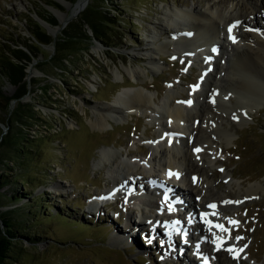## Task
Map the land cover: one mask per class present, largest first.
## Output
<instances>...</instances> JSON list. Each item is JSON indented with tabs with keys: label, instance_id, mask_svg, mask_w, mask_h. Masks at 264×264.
Returning <instances> with one entry per match:
<instances>
[{
	"label": "rangeland",
	"instance_id": "rangeland-1",
	"mask_svg": "<svg viewBox=\"0 0 264 264\" xmlns=\"http://www.w3.org/2000/svg\"><path fill=\"white\" fill-rule=\"evenodd\" d=\"M52 1L59 5H53L55 7V12L51 8L53 13L50 10L51 6L46 7L48 5L46 3ZM76 1L0 0V39L4 36L11 38L16 34L17 39L22 40V37L30 35V23L25 20L24 13L29 14L32 10L38 11L41 15H53L58 19L56 25L42 26L53 38L62 36L63 29L67 25H73L87 5L94 10L109 12L107 15L110 17L106 36L102 38L105 42L94 37L90 43L79 42L76 44L77 49L84 51H77L73 55L70 49L57 50L52 42L43 45L46 57L39 55L38 60L32 59L26 68L25 78L29 82V91L22 97L21 102L34 104V108L41 112L40 115H45L48 120L46 122L39 119L24 126L27 137L35 139L36 135H46L47 126L51 128V132H56L61 129V124L69 132L58 133L59 135L54 138L49 136L48 140L40 142L43 150L34 152L33 162L25 166L31 173L28 175L30 183L32 180V185L27 189L15 179L16 174H25L18 168L19 163L12 160L8 150L0 148V156L4 163L11 167L7 172L8 182L0 185V210L6 212L14 228L19 229L14 232L16 242L5 264H159V256L152 252L162 251L160 246L147 250L139 244L136 236L135 239L134 236L129 237L132 241L128 242V245L110 244L108 241L110 235L114 230H120V225H115L107 213H100L99 218L96 214L85 213L87 196L93 191L105 188V184L111 179L109 174L111 171L105 161H97L99 150L116 149L119 152L116 154L121 153L122 156L127 149L138 150L141 141L152 142L149 137L153 133H158L159 125L149 128L147 119L139 117V114L130 113L125 114V120H120V124L110 120L112 126L108 125L104 129L93 128L90 121L93 107L111 102L118 87V90H121L145 84L148 87L146 91L152 95H160V98L171 91L191 93L192 89L201 88L190 86V82L199 75L200 67L204 66V63L198 56H193L199 68L194 69L189 75L192 58L184 64L182 60L186 51L175 43L166 42L177 37L171 35V28L159 31L156 22L166 7L169 5V8L172 7L173 2L186 7L197 5L201 9L203 2L85 0L84 7L75 16L70 17ZM94 10L93 14L95 13L94 16L97 17L98 13ZM227 10L230 8H227L226 12ZM58 14L65 15L66 22L63 21L65 23L59 20ZM259 22L264 24V21ZM3 27L8 28L9 32ZM82 31L84 34L92 35L86 26ZM152 36H156L161 43H167L164 52L170 59L165 63L160 60L158 54H154L158 63L156 67L152 64L153 73L141 77L143 82L133 83L126 74L125 67L146 68L139 58L144 52L141 50L151 45L144 38ZM108 43L116 47L113 45L107 50L105 44ZM86 46L88 50H85ZM174 59L177 60L173 62ZM116 68L123 71L122 80L113 74ZM201 78L204 79L203 73ZM220 82L225 85V79ZM42 84L48 87L44 94L39 88ZM16 88L17 86L5 80L2 84L3 96H11L17 91ZM58 98L63 102L56 104ZM199 98L201 100L202 97ZM154 102L156 104L158 100L154 99ZM172 102L175 106L183 101ZM16 104L15 99H12L6 108L0 104V127L3 134L7 135L15 124L9 113L15 109ZM64 109H69L71 113ZM250 116L252 119L241 125L235 121L231 122L234 127L233 142L226 146L223 144L222 152L217 149V153L219 160L227 163V169L233 171L234 178L242 183L244 188L253 183H261L264 187V104L258 109H252ZM145 133L149 136H144ZM49 143L53 144V148L49 147ZM53 158L58 161L53 162ZM129 158L134 160L132 156ZM44 164L49 166V169L44 171L46 175L39 172V169L44 168ZM2 169L0 166V173ZM41 176L45 179L44 182ZM217 178L220 179V175ZM55 184L65 185L64 190L56 193L46 192L53 190L52 186ZM237 211L239 214L237 217L242 220L239 226L246 231L241 230L236 236L243 237L244 245H251V252H255L264 262V191L240 203ZM143 254H147L148 259ZM247 258L245 255V259Z\"/></svg>",
	"mask_w": 264,
	"mask_h": 264
},
{
	"label": "bare ground",
	"instance_id": "bare-ground-1",
	"mask_svg": "<svg viewBox=\"0 0 264 264\" xmlns=\"http://www.w3.org/2000/svg\"><path fill=\"white\" fill-rule=\"evenodd\" d=\"M202 2L203 9L197 5L191 6L193 13L190 17L188 16V9L184 12L176 9L172 11V8H169L170 5L164 9L160 16V18L165 19L174 15L181 21V26L176 21H171L167 27H173L174 30L178 29L176 31L178 41L183 42L182 45H188L193 53L201 51L205 58L211 57L208 62L212 66V71H209L206 76V86L199 103L197 101L194 105L188 106H185L186 104L171 105V100H180L185 94L177 92V89L173 90L174 87L172 90L176 92L171 91L166 95L165 108H162L157 118L161 122L162 130H170L179 138L181 148L178 149L179 152L172 153L178 147L175 148L170 142H168L167 150H158L160 145L156 143L151 146L154 148V153L160 154L165 171L160 173L162 178L156 183L157 193L152 194L151 192L150 197L153 202L157 203L159 193L164 185L173 182V193L182 191L187 194L191 201L189 209H192L197 216L200 211H209L216 224L229 229L228 232H221L215 226H206L203 218H198V227L205 238L207 254L212 258L213 264H232L234 260L243 264L245 255L248 257V264H264L253 260L252 258L258 259L256 255L250 253L249 247H243L241 239H235L234 234L239 229L230 225L228 218L238 222L240 218L227 216L228 213L232 214L240 203H244L245 200L253 196H258L264 191V187L261 183H253L244 188L243 184L234 178L233 171L227 169V163L219 160L217 153V149L220 151L221 145L225 144L224 146H226L233 142L231 122L235 121L239 125L245 123L249 119V113L252 109H258L264 104V24H259L258 21H264V0H202ZM84 5L85 0H79L73 7L70 17L75 16ZM227 8H230L227 10L228 13L226 12ZM52 10L55 12L54 8ZM233 11L234 14H232ZM58 17L61 22L66 21L64 14H58ZM156 23L159 31L166 30L167 27L162 19ZM234 24L236 27L232 29L231 34L229 31L226 33L228 38L225 36L223 43L226 47L220 46L217 54L212 55L209 47L214 45V41L219 39L220 34H225V27ZM223 25L224 28H222ZM183 26L196 31L194 38L199 44L193 41V37L191 38L189 33L182 31ZM230 35L236 38L235 43L230 40ZM148 39L150 40L149 44L153 45L152 40H157V37L152 36ZM159 47L161 51H164L167 43H161ZM145 52L150 57L149 63L156 67L158 62L153 53L156 54L157 51L147 45ZM217 58L223 59L224 63L216 62ZM159 67L162 69L161 66ZM125 72L134 81L143 82L141 77H147L150 72L153 73V70L131 66L125 67ZM113 74L115 77L123 79L124 73L121 69L116 68ZM224 79L225 85L220 82ZM147 88V86L141 85L118 90L113 95L111 102L93 107L90 125L93 128L104 129L108 125H112L110 120L115 122L123 120L125 114L129 112L140 111L145 114L148 111H154L158 108L154 99L157 100L159 96L150 94L146 91ZM192 99L193 96H190L189 101ZM213 100L215 103L212 102ZM234 115L238 117V120L233 119ZM180 118H183L185 122H190V126L187 127V134L184 133V129L182 133L178 134L175 131L176 128L182 127V122L178 120ZM168 119L171 121L169 122ZM196 148L201 149V151H194ZM144 151L149 152L150 147H146ZM127 152L129 154L131 151L127 150ZM97 155L99 156L97 161L109 160L112 162L119 159L122 167L127 166L126 162L120 160L119 154H116V149H101ZM151 160L154 161V158ZM218 163L220 166H217ZM169 171L173 175L169 176ZM165 172L168 173L165 174ZM176 173L184 175L179 179L180 183L178 181L179 175H175ZM219 175L220 179L217 178ZM140 176L145 178L147 175L140 172ZM115 180L117 178L110 180V183L114 184ZM127 185L132 186L128 183ZM52 188L54 192H57L64 190L65 185L55 184ZM169 195L172 198V194ZM229 201H240V203H227ZM209 205H216V208H210ZM156 233L161 234L159 230ZM120 235L119 232L113 234L108 240L109 243L121 245L124 239H121ZM219 237L224 238L223 243L218 239ZM217 244H221V246L218 248ZM229 248L240 251L230 252L228 251ZM184 249L186 251L188 246ZM183 259L187 260L189 264H198L197 261L201 258L192 259L185 253Z\"/></svg>",
	"mask_w": 264,
	"mask_h": 264
},
{
	"label": "trees",
	"instance_id": "trees-1",
	"mask_svg": "<svg viewBox=\"0 0 264 264\" xmlns=\"http://www.w3.org/2000/svg\"><path fill=\"white\" fill-rule=\"evenodd\" d=\"M68 1L73 2L74 0ZM48 3L59 6L56 3H53V1ZM93 10L94 9L91 6L87 5L75 23H73V25H67L62 31V36L58 38H53L52 35L47 33L39 23L31 20L29 15L26 14L25 18L30 23V35L28 37H22V40H18L17 35L15 34L11 38L5 37L3 40H0V104L6 108L12 99H15L17 102L15 109L9 113V117H12L15 122L9 133L7 135L3 134L0 127V148H3L5 151L8 150L12 160H15L19 163L18 168L22 169L25 174L23 175L22 173H18L16 174L15 179L19 180L22 186L26 189L28 186L32 185V180L30 183L28 175L31 173L28 171V169H26L25 166L26 164L33 162L34 152L43 150L40 142L43 140H48L49 136L54 138L59 135L58 133L68 132L67 128L61 124V129L56 130V132H51V128L47 126L46 129L48 133L46 135H36L35 139H30L27 137L26 132L24 131V126H27L30 122H37L39 119H43L46 122H48V120L46 119L45 115H40L41 112L34 108V104L21 102L22 97L29 91V82L25 78L27 74L26 68L32 58H36L38 60L39 55L45 56V49L43 45H48L53 42L57 50L63 51L65 49H70L72 50L71 55H73L77 51H84V49H77V43H90L92 42V37L98 40H101L103 37H105L106 27L107 25H110V17L107 15L109 12L104 13L102 11L94 10L96 13H98L97 17H95ZM42 17L51 25L58 24V20L53 15H43ZM85 26L91 30L92 35L83 33L82 28ZM5 30L8 31L9 29L6 28ZM102 42L105 41L103 40ZM19 43L22 44L26 49L20 47L18 45ZM13 44H16L17 46H13ZM105 45L110 46L109 43ZM86 47L85 50H88V46ZM5 80L17 86V91L11 96H3L2 94V84ZM42 80L46 81L47 79L42 78ZM39 88L44 91V94L46 93V88L48 87L42 84L39 86ZM2 101H4V103H2ZM60 102H63V100L60 98L56 99L55 101L56 104H60ZM66 110L71 113L69 109H64V111ZM49 147L53 148V144L49 143ZM49 153L51 154L52 150ZM55 154L58 156L60 155L59 153ZM12 160L11 162H13ZM52 161L57 162L58 160L53 158ZM0 166L3 168L2 173H0L1 185L4 182H8L7 172L11 167L8 163H4L1 156ZM47 169H49L48 164H44V168L39 169V172L43 173V175H46L44 171ZM41 178L42 181L45 180L42 176ZM17 230L8 219L7 213L0 210V264H5L11 255L10 250L13 248L16 242L14 232Z\"/></svg>",
	"mask_w": 264,
	"mask_h": 264
},
{
	"label": "snow or ice",
	"instance_id": "snow-or-ice-1",
	"mask_svg": "<svg viewBox=\"0 0 264 264\" xmlns=\"http://www.w3.org/2000/svg\"><path fill=\"white\" fill-rule=\"evenodd\" d=\"M237 23H239V22H237ZM234 27H236V24H234V25H232V26L229 27L228 31H229L230 34H231L232 29H233ZM230 39H232V41H233L234 43L236 42V38H235L234 36H231V35H230ZM212 51H213V52H216L217 49L213 48ZM210 59H211V57L206 58V60H210ZM195 87H198V86H194V88H195ZM212 102L215 103L214 100H213ZM182 103H188L189 105H191L192 102H191V101H185V102H182ZM233 119H237V120H238V117L234 115V116H233ZM194 151H196V152H200L201 149L196 148V149H194ZM221 171H224V170L221 169ZM168 174H169V176L173 175V173H172L171 171H169ZM175 175L178 176L179 174L176 173ZM194 180H195V178H194ZM165 199L167 200V197H165ZM227 203H240V201H235V202L229 201V202H227ZM209 207L215 209V208H216V205H209ZM169 210H170V211L172 210V209H171V206H169ZM228 223H229L230 225H233V226H236V227L239 226V222L236 221V220H234V219H232V218H228ZM215 227L218 228V229H220L221 232H228V231H229V229L224 228V226H223V225H220V224H216ZM218 239L221 241V243H223V241H224V238H223V237H219ZM235 239H236V240H240V239H243V237H239V236H237ZM214 243H216V241H214ZM220 246H221V244H217V247H218V248H219ZM228 251L231 252V251H240V250H236V249H233V248H229Z\"/></svg>",
	"mask_w": 264,
	"mask_h": 264
},
{
	"label": "water",
	"instance_id": "water-1",
	"mask_svg": "<svg viewBox=\"0 0 264 264\" xmlns=\"http://www.w3.org/2000/svg\"><path fill=\"white\" fill-rule=\"evenodd\" d=\"M77 2H79V0H77L74 4H76ZM51 9V8H50ZM39 20V22L43 25V26H45L46 27V25L48 24L47 22H45L44 20H42V19H38ZM66 22V21H65ZM65 22H63V23H65Z\"/></svg>",
	"mask_w": 264,
	"mask_h": 264
}]
</instances>
